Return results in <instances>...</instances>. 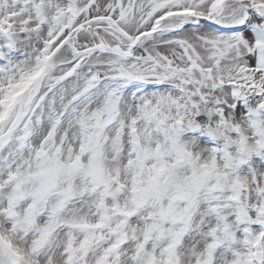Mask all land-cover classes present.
<instances>
[{
  "label": "snow or ice",
  "instance_id": "6c2138e0",
  "mask_svg": "<svg viewBox=\"0 0 264 264\" xmlns=\"http://www.w3.org/2000/svg\"><path fill=\"white\" fill-rule=\"evenodd\" d=\"M0 264H264V0H0Z\"/></svg>",
  "mask_w": 264,
  "mask_h": 264
}]
</instances>
